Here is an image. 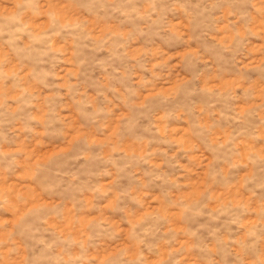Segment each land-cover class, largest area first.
Listing matches in <instances>:
<instances>
[{
    "label": "rangeland",
    "instance_id": "1",
    "mask_svg": "<svg viewBox=\"0 0 264 264\" xmlns=\"http://www.w3.org/2000/svg\"><path fill=\"white\" fill-rule=\"evenodd\" d=\"M0 264H264V0H0Z\"/></svg>",
    "mask_w": 264,
    "mask_h": 264
}]
</instances>
